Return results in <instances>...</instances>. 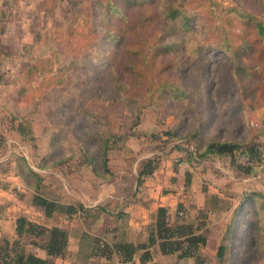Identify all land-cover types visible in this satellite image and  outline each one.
Here are the masks:
<instances>
[{"label":"rangeland","instance_id":"rangeland-1","mask_svg":"<svg viewBox=\"0 0 264 264\" xmlns=\"http://www.w3.org/2000/svg\"><path fill=\"white\" fill-rule=\"evenodd\" d=\"M75 1L4 0L0 20V188L15 190L18 179L25 185L27 201L38 193L55 196L61 206H78L82 201L92 205L96 191L102 197L111 191L130 195L141 162L147 158L165 162L173 149L170 167L195 153L193 164L199 174L210 141H237L242 143L239 151L243 153L250 148L256 152L259 147L264 149V81L238 80L230 56L213 52L196 56L191 50L197 43L213 47L224 37L235 45L240 23L230 8L245 9L243 5L234 0H183L195 23L192 32L175 37L183 39L184 49L173 56L172 75L188 85L189 97L161 111L138 96L141 104L135 107L141 106V110L136 117L119 99L118 92L124 90L118 87L117 92L112 75L105 76L107 68L97 62L106 53L105 45L97 44L101 38L98 0L73 5ZM181 63L186 70L180 69ZM18 125L25 129L24 136L17 131ZM104 138L112 145L109 178L100 175ZM125 147L133 152L132 174L124 171ZM83 151L95 160L98 175ZM22 158L38 173L39 182L26 174ZM21 172L23 176H18ZM109 199L98 202L112 210L101 216L105 228L115 225L114 212L119 210ZM117 206L121 207L120 202ZM255 209L245 207L235 222L240 231L229 239L225 258L215 254L203 264H264V214ZM86 229L93 233L90 226ZM16 239L21 244L22 239ZM24 241L31 240L26 237Z\"/></svg>","mask_w":264,"mask_h":264},{"label":"trees","instance_id":"trees-1","mask_svg":"<svg viewBox=\"0 0 264 264\" xmlns=\"http://www.w3.org/2000/svg\"><path fill=\"white\" fill-rule=\"evenodd\" d=\"M234 1L245 7L244 9L234 5L230 8L240 23L236 44L232 45L224 37L221 43H216L213 47L197 43L191 50L196 56L209 52L230 56L238 80L247 79L254 83L259 80L264 81V0ZM80 2L81 0L75 1L73 5ZM96 5L101 22V38L97 44L99 46L104 44L106 48V53L104 52L97 62L107 68L104 71L105 76L112 75L117 92L118 87L124 90L123 94L118 92L124 109L139 117L141 106L135 107L141 104L138 96L148 102L149 107H156L161 111L166 110L172 103L186 101L189 97L188 85L172 75L175 66L173 56L184 49L183 39L177 41L175 37L180 33L192 32L195 23L194 14L188 12L185 2L183 0H98ZM179 67L181 70H186L182 63ZM132 90L135 93L130 94ZM13 119L16 117L13 116ZM16 129L20 134L25 135L26 131L21 125ZM241 146L242 143L233 140H213L206 144L203 157H206L208 152L234 157ZM111 147L110 140L104 138L100 147L103 171V174H100L101 178L112 176L108 165V153ZM132 153L126 147L122 150L125 159L124 171L127 174L133 172L134 168V159L130 157ZM245 153L254 157L257 162L255 148H250ZM83 157L92 171L98 175L93 157L85 151ZM185 159H193V153H188ZM21 160L26 165V160L24 158ZM159 164L156 158L143 160L135 175V187L141 185L145 178L150 177ZM26 174L37 182L41 180L38 173L28 164ZM17 175L23 176L22 172ZM29 187L34 188L36 185ZM32 204L41 208L46 217L52 216L55 211H62L69 216L77 209H84L81 204L61 206L57 201L38 193L33 195ZM118 215L123 216L122 213ZM15 222L19 234L26 233L37 238L46 237L41 242H33L34 246L45 252V257L27 253L18 239L5 238L0 243L2 264H56L55 258L65 254L67 232L64 229L57 226L46 227L23 216L18 217ZM201 228H203L201 223L193 224L183 220L169 224L167 210L158 207L153 221L147 226L144 242L134 244L128 241H116L110 245L104 244L103 247L97 244L95 252L107 259H110L111 254L114 253L120 257L121 262L135 264L133 257L136 253L141 251L140 262H146L151 258L150 248L158 245L162 254H176L178 260L193 258L194 264H203L207 259L201 254L200 247L206 244V233ZM222 253L223 249L219 247L217 255L221 256Z\"/></svg>","mask_w":264,"mask_h":264},{"label":"crops","instance_id":"crops-1","mask_svg":"<svg viewBox=\"0 0 264 264\" xmlns=\"http://www.w3.org/2000/svg\"><path fill=\"white\" fill-rule=\"evenodd\" d=\"M3 5L5 6L4 0H0V20L3 13L1 10H5ZM2 29L3 22L0 21V38ZM174 151L173 149L165 162L160 163L141 185L136 187L134 185L130 195H119L111 191L107 196L102 197L101 193L96 191L92 205L82 201L78 204L84 209H77L69 216L62 211H55L52 216L46 217L41 208L32 204V199L27 201V196H23V193L27 192L25 185L15 179L17 189L0 188V243L2 238H21V245L27 253L45 257V252L33 245V242L39 241L40 238L17 232L15 221L23 216L35 223L46 227L57 226L67 232L65 254L55 258L56 264H131L121 262L120 257L114 253L111 254L110 259H107L96 253L95 247L97 244L103 247L104 244L110 245L116 241H128L134 244L144 242L147 226L153 221L157 208L164 207L167 210L169 224L183 220L203 225L201 229L206 233V244L200 247V252L208 260H213L219 247H222L223 251L227 249L233 232L239 233V228L234 224L242 217L245 207H255L257 208L255 211H258V208L262 209L260 213L264 214V169L258 165L248 166L237 161V155L243 154L240 151L234 157L227 154L207 153V158L203 161L204 169L199 174L193 164V160L197 159L195 153L193 159L184 158L182 161L179 160L177 165L170 167V162L172 163L175 156ZM30 191L33 194V190ZM43 196L55 200V196L50 194ZM106 198L113 199L112 203L119 208L114 212L116 223L109 228L103 227L100 219L104 213H112V210L108 205L98 203ZM57 202L61 205L59 200ZM118 202L121 207L117 206ZM253 211L250 214L254 213ZM119 213L123 216H119ZM119 217L126 220H119ZM89 218L91 222L87 223ZM88 226L93 233L86 229ZM26 237L31 240L29 243L24 241ZM263 241L261 242L264 244ZM262 248L264 249V245ZM150 251L151 258L148 261L140 262L141 251H139L133 257L134 263L194 264L193 258L178 260L176 254H162L158 245L152 246ZM223 257L225 258L222 253L219 259ZM0 264H2L1 260Z\"/></svg>","mask_w":264,"mask_h":264},{"label":"built area","instance_id":"built-area-1","mask_svg":"<svg viewBox=\"0 0 264 264\" xmlns=\"http://www.w3.org/2000/svg\"><path fill=\"white\" fill-rule=\"evenodd\" d=\"M251 124H253L251 122ZM257 162L255 161V158L249 155L248 153L238 154L236 157L237 161H241L243 164L248 166H254L258 165L260 168L264 169V149L259 147L257 149Z\"/></svg>","mask_w":264,"mask_h":264}]
</instances>
